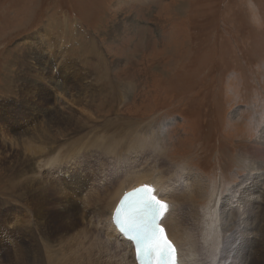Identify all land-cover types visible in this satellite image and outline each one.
Segmentation results:
<instances>
[{"label":"rangeland","instance_id":"374dc122","mask_svg":"<svg viewBox=\"0 0 264 264\" xmlns=\"http://www.w3.org/2000/svg\"><path fill=\"white\" fill-rule=\"evenodd\" d=\"M254 147L264 150V0H0V264L31 236L53 252L80 247L98 231L96 190L105 198L146 161L186 163L221 194L220 263L264 264ZM20 177L32 181L23 200Z\"/></svg>","mask_w":264,"mask_h":264},{"label":"bare ground","instance_id":"6f19581e","mask_svg":"<svg viewBox=\"0 0 264 264\" xmlns=\"http://www.w3.org/2000/svg\"><path fill=\"white\" fill-rule=\"evenodd\" d=\"M66 73L68 76H72L75 75V70L72 69L67 71L66 69ZM57 87L59 88L58 85ZM24 142L25 141H23V146H24ZM125 147L126 145L124 146V148ZM259 148L258 147L251 148L250 149L251 156L257 155L258 157L260 155V157H262V155L264 154V150H260ZM142 149L144 150V153L146 155L149 154V156L151 155L150 158H152L153 152L150 147L146 146L145 144V146H142ZM258 149L260 150L259 153H258ZM31 150L36 152V150L38 149L31 147ZM256 152L258 154H256ZM44 159L46 158L44 157ZM51 159L50 160L53 161L52 157ZM55 159L56 158H54V160ZM146 162L143 166L133 165L132 167H134V169H132V167L127 169L128 171L127 177L123 179L125 181V182L123 181L124 185L120 183L119 178H114V180L116 179L118 180L117 184L118 185L121 184V186L117 189V191H112L111 193H108L105 198H102V194H100V199H99L100 191L96 190L95 193L97 194L96 196L94 195L91 198V201H93V205L96 206L93 219L97 220L99 218L97 224H93V227L95 228L96 231L97 230L99 231L100 233L99 235H97L98 231L96 232V234H94L93 231H91V233L88 232L89 234L87 236H84V238L86 237L88 241L81 243L80 247L75 248L74 246L73 248L69 249L63 243L61 244V246L59 244L60 248L55 249V252L48 250L45 247L46 246L45 244H43L45 245L44 246L45 249L41 247L42 245L37 246L36 241L33 240L34 237L31 236L26 241H22L23 244H19L18 242H15V248H16V250L14 251V253L16 254L15 264H34L33 261L34 259L41 260L42 264H72L71 261L69 260L65 261L62 258L63 252L68 249H69L68 252H70L71 250H76L78 257L77 258L78 264H135L134 251L131 245L126 241H124V239L116 231L112 223V219H113L114 210L121 201L122 198L121 196L123 194L131 191L130 193L134 195L135 192L133 190L135 188L146 187V186L152 188L155 191V195L158 199L164 200L169 205L168 209L165 212L162 225L167 229L168 235L170 236L171 240L178 247L179 264H206L207 262H209V264H218V263L223 264V262L220 263V261H222L223 259L219 257L223 256L222 249L224 248L223 244L226 237L225 234L226 224L223 223V218L228 213L227 214L221 213L218 210L217 205L219 198L222 197L221 194L217 193V191L214 189L210 190V186L206 182V180L202 178L200 175H198L197 174L198 172L195 173V171H192L187 166L188 164L186 163L181 164L179 166H174L169 164L166 168L157 169L155 167H152L151 163L149 165L148 163L146 164ZM36 168H38V166ZM155 176L157 177L155 178ZM257 183L258 182L256 180H252V191H255L257 189L256 188ZM30 186H32V181L30 179H23V177H20L18 179V187H19L18 191L21 193L19 197H21L22 200L24 198V195H26V192L24 190ZM176 189L177 192L178 190L181 189V192L178 193V195L173 198V196L176 194ZM129 201H131L133 204L136 205L139 204V201H135L134 196L130 197ZM127 205H128V201H125L121 204V206H127ZM99 215L100 216L103 215L104 217L107 218L104 219ZM239 218H242V215H240ZM24 222L26 223V221ZM101 222L103 226L100 225ZM22 224L23 223L18 224V226H21ZM17 236L20 235L17 233ZM34 241L36 244L34 243ZM63 242H65V240ZM250 244L253 245V241H250ZM124 246L128 247L130 251L128 252V250H125ZM47 247L49 248V245H47ZM241 249L242 248L240 246L239 250ZM42 250H47V253L45 251L44 253H42L43 252ZM251 254L254 255L256 253L255 251H253L251 252Z\"/></svg>","mask_w":264,"mask_h":264},{"label":"snow or ice","instance_id":"6c2138e0","mask_svg":"<svg viewBox=\"0 0 264 264\" xmlns=\"http://www.w3.org/2000/svg\"><path fill=\"white\" fill-rule=\"evenodd\" d=\"M154 195V194H153ZM160 201V207H164L166 210L168 209L169 205L162 199H158ZM149 201L145 200V203H148ZM138 210L137 207L130 208L127 212V215L125 217V223L130 224L133 216L135 215V212ZM160 218L159 214V208L156 209V220L154 221L153 225L150 228V234L155 233L157 231L156 227V221ZM159 236L163 240L164 245H166L169 249H172V245L168 242L167 237L165 236V229L164 227H159ZM149 235H144L141 237H138L136 240V250L139 249L140 254L142 255H150L151 250L145 248L146 241L148 240ZM164 250L163 248L160 249V251L157 253L161 258H163Z\"/></svg>","mask_w":264,"mask_h":264},{"label":"crops","instance_id":"0c3cea01","mask_svg":"<svg viewBox=\"0 0 264 264\" xmlns=\"http://www.w3.org/2000/svg\"><path fill=\"white\" fill-rule=\"evenodd\" d=\"M80 32H81V31H80ZM164 38H165V37L161 38V39H162V40H161V43H163V41H164ZM153 41H154V40H153ZM154 42H156V41H154Z\"/></svg>","mask_w":264,"mask_h":264},{"label":"clouds","instance_id":"9594fccd","mask_svg":"<svg viewBox=\"0 0 264 264\" xmlns=\"http://www.w3.org/2000/svg\"><path fill=\"white\" fill-rule=\"evenodd\" d=\"M160 36V35H159Z\"/></svg>","mask_w":264,"mask_h":264}]
</instances>
